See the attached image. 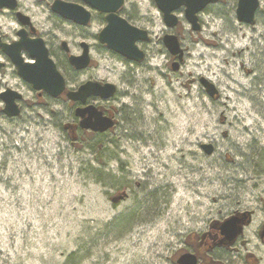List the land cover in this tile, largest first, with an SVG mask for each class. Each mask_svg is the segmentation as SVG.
<instances>
[{
    "label": "rangeland",
    "instance_id": "374dc122",
    "mask_svg": "<svg viewBox=\"0 0 264 264\" xmlns=\"http://www.w3.org/2000/svg\"><path fill=\"white\" fill-rule=\"evenodd\" d=\"M18 1L49 39L70 89L89 80L117 86L110 100L88 103L111 110L118 123L99 135L70 127L79 122L75 104L38 100L11 62L0 90L17 88L24 109L9 119L0 101V264H176L188 237L250 216L245 245L218 247L207 258L264 264V0L254 25L238 21V0L213 3L199 14L198 32L185 7L172 29L155 0H125L121 16L151 36L138 43L146 53L140 62L98 40L102 16L81 28L51 10L54 0ZM18 27L0 13V32L13 37ZM167 34L185 50L177 71ZM83 40L93 64L77 72L60 44L77 54Z\"/></svg>",
    "mask_w": 264,
    "mask_h": 264
},
{
    "label": "water",
    "instance_id": "95a60500",
    "mask_svg": "<svg viewBox=\"0 0 264 264\" xmlns=\"http://www.w3.org/2000/svg\"><path fill=\"white\" fill-rule=\"evenodd\" d=\"M93 9L107 13V24L99 34V41L114 53L134 62L143 61L146 53L139 47V42H148L151 39L149 32L131 24L126 18L118 15V10L123 8L125 0H82ZM220 0H155L157 7L163 14L164 22L168 28H176L180 19L175 13L185 7V18L190 23L192 30L198 32L202 29L199 21V13L210 4ZM261 6V0H238L236 15L239 22L254 25L257 20V13ZM17 0H0V9H17ZM52 11L63 18L75 22L81 26H88L91 22V12L81 4H75L64 0H55ZM18 19L23 25L31 23L29 16L18 13ZM21 40L10 43H1L0 49L10 58L17 68L18 75L35 91L45 92L53 98H59L64 93L69 100L79 103L75 110V115L80 119L79 127L84 131L105 133L111 130L116 120L113 115H106L105 108L88 104L91 97H98L102 100H109L117 94V86L106 82L89 80L81 84L77 89L68 90L67 81L57 66L55 60L50 56L49 49L42 38L29 39L27 32L21 30L19 33ZM163 42L169 53L177 58L173 63V70L177 71L180 63L184 61L185 50L181 44L179 36L167 34ZM63 47L69 52L67 42H62ZM82 55H70L69 63L78 71L87 69L91 65V55L89 44L82 42ZM26 50L31 61L25 60L22 52ZM3 63H0V70ZM201 84L211 97L219 94L217 87L206 78H201ZM5 108L3 112L8 117L20 115V107L17 103L23 96L18 91L8 90L1 94ZM74 128L73 126H70ZM75 129V128H74ZM75 134V133H74ZM73 138L74 135H72ZM207 154L214 151L213 145H204ZM123 198V196H121ZM116 201V200H115ZM220 234L222 243L232 245L237 238L243 234L242 219L232 217L220 224ZM179 264H197V258L192 253L183 254L178 259Z\"/></svg>",
    "mask_w": 264,
    "mask_h": 264
},
{
    "label": "flooded vegetation",
    "instance_id": "af4514ba",
    "mask_svg": "<svg viewBox=\"0 0 264 264\" xmlns=\"http://www.w3.org/2000/svg\"><path fill=\"white\" fill-rule=\"evenodd\" d=\"M18 1V0H17ZM66 1V0H64ZM55 2V0L53 1V3ZM67 2H71V3H75V4H81L83 5L86 9H88L90 12H91V22L90 24L94 21V19L96 18V16H102V18L104 19V22H105V26L107 24V16L108 14L107 13H102V12H99L95 9H93L90 5H88L87 3H84L82 0H71V1H67ZM52 3V5H53ZM52 5H51V10H52ZM23 13L21 11V6H20V3L18 1V7L17 9L15 10H12V9H9V8H3V9H0V13H11V17L13 19H15L18 24H19V27L18 29L15 30V35L13 37H10L8 35H6L4 32H0V40H1V43H10L12 44L13 42L15 41H18V40H21V37L19 35L20 31L21 30H25L27 32V36L29 39H37V38H42L48 49H49V52H50V56H51V51H50V48H49V44L47 43V39L46 37H43L42 34H40L39 30L34 26V23L31 19V17L29 15H27L26 13H23L24 15L26 16H29L30 18V21L31 23L28 24V25H23L21 24V22L19 21L18 19V13ZM121 12H122V9L120 8L118 10V15L121 17ZM55 13V12H54ZM57 14V13H55ZM59 17H61L62 19H64L65 21H68V22H71L73 23L74 25L78 26V27H81V28H86V27H89L90 24L88 26H81L75 22H72V21H69L65 18H63L62 16H60L59 14H57ZM180 25V24H179ZM178 25V26H179ZM104 26V27H105ZM178 26L176 28H178ZM103 27V28H104ZM102 31V30H101ZM100 31V32H101ZM99 32V34H100ZM99 34L97 36L98 40H99ZM82 42H86L85 40L81 41L78 45L79 47V51L77 52V54H74L72 51H71V48L69 47V44L67 43V46L69 47V52L66 51V49L63 47L62 45V42L60 44V48L62 50V52L64 53V56L67 58L68 60V63H69V57L70 55L74 54V55H82L83 53V47H82ZM89 44V43H88ZM106 46V45H105ZM91 50H92V46L89 44V51H90V55H91ZM23 56L25 57V60H27L28 62H32L33 60L30 59L28 53L26 52V50H23L22 52ZM120 56V55H119ZM52 57V56H51ZM121 58V56H120ZM11 60L10 58L2 51V49H0V63H3V66L0 70V76L2 74H4L5 70L8 69V66L11 64ZM70 64V63H69ZM93 64V58L91 56V65L88 67L90 68ZM15 66V65H14ZM70 66L77 72H79L78 70H76L71 64ZM87 68V69H88ZM16 72H17V69H16ZM93 81V80H92ZM96 81V80H95ZM101 83H106V82H102V81H99ZM1 83V82H0ZM29 88H31L32 91L36 92V95H37V99L40 100L42 97H44L46 94L44 92L40 93L39 91H35L33 90L32 86L29 85ZM14 90V91H18L20 92L17 88H14L12 86H8L6 85L4 88H2L0 90V101L4 104V107H5V103H4V100L3 98L1 97V94H3L4 92L8 91V90ZM21 93V92H20ZM22 94V93H21ZM22 98L20 100L17 101L19 107H20V115L18 117H16L17 119L22 115L23 113V109H24V106H23V101H24V95L22 94ZM63 98L66 97V94H64L62 96ZM61 97V98H62ZM93 98H97V97H91L90 99H93ZM89 102V101H88ZM75 104V107H78V103H74ZM90 104V103H88ZM4 107L2 108V114L6 117H8L4 112ZM76 109V108H75ZM75 112V111H74ZM105 114L106 115H114L113 112L111 110H107L105 108ZM9 119H12L14 117H8ZM251 217V216H250ZM248 217L249 219H245V218H242V223L244 224V232H245V228L247 226H249L252 222V218ZM251 220V221H250ZM244 235H242L241 237H239L237 239V241L232 244L231 246H226L224 245L222 242V237H221V234L219 233V231L217 230L216 233H212V232H208V233H205L202 235V237L198 240L199 237L197 236H192V237H188L189 239L186 240V244L188 246H186L188 249L184 251V253L182 254H185V253H192L196 256L197 258V264H222L221 262H216L214 260H209L207 257V253L209 252H212L214 251L216 248H226V249H236L238 250V247H236V245L238 244H242V245H245L246 244V241H244L242 238H243ZM260 238L261 240L264 242V224L262 226V229L260 231ZM181 256V255H180ZM179 256V257H180ZM251 259H254V258H251ZM178 260V259H177ZM176 264H179L177 261H176Z\"/></svg>",
    "mask_w": 264,
    "mask_h": 264
},
{
    "label": "trees",
    "instance_id": "16d2710c",
    "mask_svg": "<svg viewBox=\"0 0 264 264\" xmlns=\"http://www.w3.org/2000/svg\"><path fill=\"white\" fill-rule=\"evenodd\" d=\"M94 135V134H93ZM95 135H99V134H95ZM100 163H104V161L103 160H101V159H97Z\"/></svg>",
    "mask_w": 264,
    "mask_h": 264
}]
</instances>
